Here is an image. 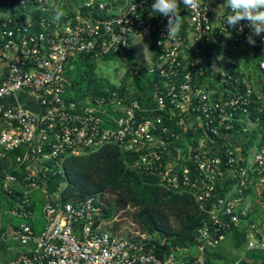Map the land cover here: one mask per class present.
<instances>
[{
	"label": "built area",
	"instance_id": "1",
	"mask_svg": "<svg viewBox=\"0 0 264 264\" xmlns=\"http://www.w3.org/2000/svg\"><path fill=\"white\" fill-rule=\"evenodd\" d=\"M14 1L50 18L37 31L29 13L26 20L11 14L2 19L0 102L29 92L45 113L0 104V119L9 125L0 131V159L17 153L16 174L0 172V194L14 196L0 212V243L8 253L0 264H205L204 251L244 229L251 235L235 264L248 252L264 251V139L262 133L251 138L260 120L250 113L252 89L241 92L231 67L223 73L218 67L226 58L235 64L231 55L249 36L264 43V32L255 35L247 20L227 26L232 13L220 10L225 0H199L197 8L181 0V27L169 36V17L152 12L155 0H86L58 21L64 0ZM130 55L136 74L153 76L149 106L117 91L86 103L66 99L65 72L75 58L114 61L123 74L120 85ZM209 62L212 75L205 82ZM260 66L264 70V60ZM222 85H233L235 93ZM105 144H118L137 174L193 193L205 215L194 238L199 256L177 247L161 257L146 247L145 235L137 241L103 229L105 207L98 197L76 206L61 199V190L48 189L49 162L60 173L64 157ZM33 192L44 200L40 214ZM183 253L194 258L186 261Z\"/></svg>",
	"mask_w": 264,
	"mask_h": 264
},
{
	"label": "trees",
	"instance_id": "2",
	"mask_svg": "<svg viewBox=\"0 0 264 264\" xmlns=\"http://www.w3.org/2000/svg\"><path fill=\"white\" fill-rule=\"evenodd\" d=\"M85 1L64 0V6L58 9L63 12L73 11ZM0 10L13 17L21 16L24 20L27 19V13H29L36 31L41 28L40 23L43 19L50 18V14L44 11L35 10L31 14L30 7H17L14 0L7 4L0 0ZM2 19L4 17L0 18V24ZM253 48V55L246 60L247 62H244L245 70L241 68V62L237 56L231 55L235 59V64L231 66L234 83L238 80L236 86H239L238 90L241 92H245L247 88L252 89L254 105L250 113L254 119L259 118L260 120L259 126L251 134L252 140L259 133H262L264 139V70L260 66L264 58L260 59L255 53V44ZM130 56L127 71L120 85L101 77L97 72V62L91 60L89 56L75 58L65 72L69 79L66 99L86 103L89 99H96L109 92L117 91L129 101H138L143 106H149L153 76L146 71H139L136 74L135 57ZM213 60L215 59L212 58L210 61ZM210 63L204 78L205 82L210 81L212 75ZM235 69L237 72L234 71ZM243 78L246 80L244 84L242 83ZM221 89L234 93L236 91L233 85H222ZM251 144L252 142H249V146ZM16 155L17 153H10L5 159H0V172L16 174L14 171ZM129 159L128 154L118 144H105L94 151L66 156L62 160L60 173L55 174V171H52L53 162L47 164L50 169L47 187L50 191L61 190V199L76 206L91 197H98L101 201L104 194L111 193L115 198L112 201H106L104 219L112 220L118 212L127 211L140 234L146 236V240H143L141 236L134 237V240H143L148 249L161 257L165 252L177 247L190 253L196 248L195 233L205 220L197 198L193 193L176 192L160 185L154 179L137 174L130 167ZM218 193L223 195L224 192L220 190ZM30 196L33 200L34 211L40 214L44 203L41 193L33 192ZM13 197L0 194V212L9 209L12 204L10 200ZM250 235V230L244 229L230 236L232 246L239 252L237 259L224 260V255L215 249L209 253L210 257L206 259L205 264H217V261H224L225 264L237 263ZM1 250H3V245L0 243ZM193 258L184 257L186 261ZM239 264H264V251L248 252Z\"/></svg>",
	"mask_w": 264,
	"mask_h": 264
},
{
	"label": "rangeland",
	"instance_id": "3",
	"mask_svg": "<svg viewBox=\"0 0 264 264\" xmlns=\"http://www.w3.org/2000/svg\"><path fill=\"white\" fill-rule=\"evenodd\" d=\"M4 16L5 13H2L0 10V18ZM253 50V44H249L248 41H245L244 45L239 49L237 59L241 62L242 69L244 68V62H247L246 60H248L253 55ZM116 66L117 63H115L114 61H99L97 62V72L101 77L106 78L113 83H119L123 74L115 70ZM231 66L232 61L230 60V58L224 59L223 62L218 65V67L222 69V73L228 71ZM114 198L115 196L113 194L106 193L102 196L101 202L105 206L107 205L106 201H112ZM127 213V211H120L112 220L103 219L101 222V227L120 237L130 239H133L136 236L144 237V235L140 234L137 226L132 222L131 217ZM217 249L224 255V260L237 259L239 257V252L232 246L231 238L220 245V247ZM6 254L8 253L3 247V250L0 251V260L4 258ZM182 255V257H186L184 253ZM190 255H194L197 257L199 256V253L197 249H192ZM217 264H225V262L217 261Z\"/></svg>",
	"mask_w": 264,
	"mask_h": 264
},
{
	"label": "clouds",
	"instance_id": "4",
	"mask_svg": "<svg viewBox=\"0 0 264 264\" xmlns=\"http://www.w3.org/2000/svg\"><path fill=\"white\" fill-rule=\"evenodd\" d=\"M180 3L181 0H155L151 6L152 12L169 17L167 23L168 36L178 33L181 27ZM182 3L186 8L199 6V0H182ZM221 9L231 10L232 14L226 18L227 26L234 28L239 21L247 20L251 22L248 26L254 29L255 35L264 32V0H225L220 5ZM64 15L63 10L57 9L54 19L58 21ZM248 43L255 44L252 36L248 37Z\"/></svg>",
	"mask_w": 264,
	"mask_h": 264
},
{
	"label": "crops",
	"instance_id": "5",
	"mask_svg": "<svg viewBox=\"0 0 264 264\" xmlns=\"http://www.w3.org/2000/svg\"><path fill=\"white\" fill-rule=\"evenodd\" d=\"M5 75V65L0 63V84ZM0 104L3 106H21L36 116H42L45 113V108L39 104L36 96L29 92H20L15 96L3 99ZM9 125L0 119V131L7 128Z\"/></svg>",
	"mask_w": 264,
	"mask_h": 264
},
{
	"label": "water",
	"instance_id": "6",
	"mask_svg": "<svg viewBox=\"0 0 264 264\" xmlns=\"http://www.w3.org/2000/svg\"><path fill=\"white\" fill-rule=\"evenodd\" d=\"M255 53L258 55L260 59L264 58V43L261 39H257L255 41ZM204 256L206 259L210 257L207 251H204Z\"/></svg>",
	"mask_w": 264,
	"mask_h": 264
}]
</instances>
